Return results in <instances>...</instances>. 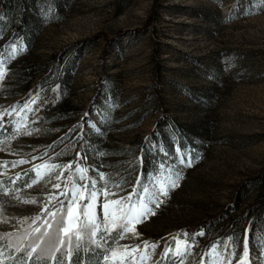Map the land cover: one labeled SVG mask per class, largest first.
Returning <instances> with one entry per match:
<instances>
[{
    "label": "rangeland",
    "instance_id": "obj_1",
    "mask_svg": "<svg viewBox=\"0 0 264 264\" xmlns=\"http://www.w3.org/2000/svg\"><path fill=\"white\" fill-rule=\"evenodd\" d=\"M0 1V264H53L27 260L47 247L32 219L76 167L155 213L138 235L85 239L80 264L125 246L136 264H240L245 239L264 264V0Z\"/></svg>",
    "mask_w": 264,
    "mask_h": 264
},
{
    "label": "snow or ice",
    "instance_id": "obj_2",
    "mask_svg": "<svg viewBox=\"0 0 264 264\" xmlns=\"http://www.w3.org/2000/svg\"><path fill=\"white\" fill-rule=\"evenodd\" d=\"M2 76L3 73H0V78ZM76 156L78 159L84 158L80 153H77ZM186 166L191 167L190 160ZM60 167L71 169L72 165H40L35 169L36 176L38 178L42 177L40 168H45L51 173ZM87 171L88 169L86 168L76 167L74 173L70 172L69 181L71 186L69 187L68 182H65L63 191L56 195L50 193L48 204L51 207L45 206L42 209L43 215H38L32 219L33 224H36L41 219L44 221L42 227L37 226L31 229V235L35 237L36 241L45 242L47 247L41 248L40 243H35L31 246V250L26 253L28 261L40 259V254L42 253L44 257L50 258L53 264H66V262L67 264H80L78 252L85 239H88L96 248H100L101 245L97 242L98 236L104 243H107L109 239L115 243L117 239H123L124 235L128 232L133 233V235H138L135 232V223L141 222L149 214H155L149 207L150 201H146L144 196H139L137 203L131 202L132 194H129L127 197L111 198L117 194L112 192L108 186L105 174L103 172L99 173V179L105 183L103 188H98L96 179L89 178L85 175ZM62 176L63 172L56 179L59 181ZM180 178L179 173H177L171 183V187H178ZM79 181H87L83 191L78 186ZM35 183H37V180L32 181V184ZM137 183H140L138 178ZM28 186L31 187L32 185L30 184ZM115 187L119 188V185H115ZM53 188L57 190L61 189V183H55ZM144 191L147 192L148 189L145 188ZM134 192L135 188L133 189ZM101 194L104 197L100 205L102 220L98 218L94 211L97 206L98 197ZM161 195L165 197L168 195V188L163 183H161L158 192L152 194L156 201V207H159L160 203L163 202L159 199ZM59 196H63L64 199H59ZM84 201H87V203H83ZM26 202L35 203V201ZM114 230L115 235H113ZM101 232L104 233L103 236L100 235ZM5 235L8 236L11 234ZM149 246L155 247V245H148L145 242V248ZM137 250L138 247L129 248V246H125L124 252L118 254L115 249H105L102 252L104 264H109V251L112 257V264H116L117 260L121 264H127L129 256H131L133 264H136L137 258L132 253H135ZM184 250L187 251V245H185ZM34 253H37L35 257L33 256ZM175 254L177 256H182L183 254L179 241L177 242ZM249 255V241L245 239L243 257L240 260V264H249ZM144 259L145 253L142 252L140 255L141 264ZM22 264H27V261H23Z\"/></svg>",
    "mask_w": 264,
    "mask_h": 264
},
{
    "label": "trees",
    "instance_id": "obj_3",
    "mask_svg": "<svg viewBox=\"0 0 264 264\" xmlns=\"http://www.w3.org/2000/svg\"><path fill=\"white\" fill-rule=\"evenodd\" d=\"M4 9V2L0 1V11H2ZM21 23V24H20ZM24 24L23 22V16L19 15V25H15L12 30H14V32H18V29H20V25L22 26ZM22 33V31H21Z\"/></svg>",
    "mask_w": 264,
    "mask_h": 264
}]
</instances>
